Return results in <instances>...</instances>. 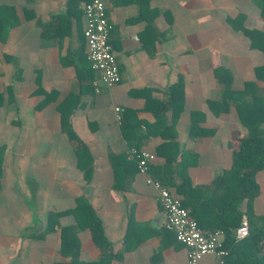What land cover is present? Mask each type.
I'll use <instances>...</instances> for the list:
<instances>
[{"label":"crops","instance_id":"1","mask_svg":"<svg viewBox=\"0 0 264 264\" xmlns=\"http://www.w3.org/2000/svg\"><path fill=\"white\" fill-rule=\"evenodd\" d=\"M87 1L0 0L19 18L0 39V148L5 149L0 264L69 260L60 253L59 229L44 238L35 234L47 227L49 212L85 203L96 210L113 252L121 255L114 264H189L187 249L165 227L157 189L139 171L130 150L140 142L142 149L156 154L153 165L166 163L158 147L169 138L151 126L163 114L159 103L168 101L170 87L182 82L183 110L178 116L172 109L164 114L168 123L177 117L168 133L186 155L192 185L212 186L231 168L233 152L248 130L234 104L224 101L225 85L215 69H230L236 89L256 80L255 68L264 64V53L251 47L232 20L243 14L246 27L264 30L261 8L256 0H108L110 43L121 80L96 92L99 72L92 67L90 78L84 70L91 63L84 35ZM39 88L57 95L43 108L37 107L45 97ZM62 101L66 110H73V127L92 155L90 179L63 130ZM116 106L123 108L120 119ZM125 115L135 126L138 120L146 122L138 140L125 138ZM112 155L123 157L113 162ZM257 182L260 191L253 208L264 216V169ZM170 189L181 199L175 187ZM246 207L240 205L242 211ZM60 223L73 226L76 220L65 214ZM79 237V259L99 260L102 252L90 230H81ZM261 248L235 239L221 246L225 253L208 254L201 264H258L264 241Z\"/></svg>","mask_w":264,"mask_h":264},{"label":"trees","instance_id":"2","mask_svg":"<svg viewBox=\"0 0 264 264\" xmlns=\"http://www.w3.org/2000/svg\"><path fill=\"white\" fill-rule=\"evenodd\" d=\"M256 2L261 8V15L264 18V0H256ZM244 18L243 14L235 17L232 20L234 26L241 29L250 39L252 48L259 49L264 53V30L246 27ZM18 22L19 18L13 7L0 5V39L8 31L9 26ZM84 70L86 73L89 71V76L92 78L91 63L90 67ZM215 74L225 85L224 101L227 105L234 104L241 122L248 130V134L239 139L238 148L233 152L231 168L217 176L212 186L195 187L192 185L187 173L186 155H182L174 135L168 133L174 128L177 117L173 119L172 123H168L164 114L172 109L178 116L183 110L184 85L179 82L170 87L168 101L159 103L163 114L151 126L162 137L169 138V140L158 147V153L166 158V163L163 166L151 164L150 171L153 178L160 180L166 187H175L178 194L181 195L183 206L189 210L201 228L208 229L207 231L223 230L226 243L236 239L233 230L240 226L245 214L250 225V235L245 239L252 242L258 251H261V243L264 241V216H259L254 212L253 202L260 191L257 173L264 169V64L255 68L256 80L245 82L241 89L234 87V75L230 69L218 66L215 69ZM78 76L80 80L86 77L82 70L78 72ZM37 92L45 94L44 99L37 105L38 108H43L54 101L57 96L54 91L45 93L40 88ZM211 105L219 106L220 104L211 102ZM58 110L61 114L63 130L68 134L75 148L79 166L85 170L86 178L90 179L93 158L88 146L73 127L71 120L73 110H66V102L63 103V101L58 105ZM126 116L122 119L124 136L129 141L138 140L142 137L138 134L140 125L146 122L138 120V124L135 126ZM146 126L148 127L147 124ZM192 128L193 130L197 129L194 125ZM140 144V142L134 143L137 152L143 150ZM4 153L5 149L0 148V190L2 188ZM122 157L112 155V161L116 162ZM179 157H181L180 160ZM133 160L137 161L135 157ZM116 169L118 176L120 172H118L117 166ZM217 191L220 192L217 193ZM242 203L247 206L245 211L240 209ZM65 214H73L76 220L73 226L61 225L60 217ZM58 229L61 233L60 253L69 260L59 261L56 264H114L121 257L120 254L113 252L112 244L105 235L103 222L90 203L79 204L69 210L49 212L47 227L35 235L44 238L48 233ZM85 229L90 230L95 243L101 249L102 256L99 260L82 261L79 259L81 251L79 232ZM225 242L222 243L223 246ZM260 257L258 264H264V256Z\"/></svg>","mask_w":264,"mask_h":264},{"label":"built area","instance_id":"3","mask_svg":"<svg viewBox=\"0 0 264 264\" xmlns=\"http://www.w3.org/2000/svg\"><path fill=\"white\" fill-rule=\"evenodd\" d=\"M108 0H88L84 6L85 28L84 35L88 42V58L99 77L94 81L95 91L100 92L103 87H112L120 82L121 75L115 51L110 43L112 24L109 19ZM119 119L123 108L116 106ZM131 156L136 158L140 172L147 173V182L158 191V199L165 216V227L175 233L176 238L185 246L189 264H201L202 259L211 253H225L221 249L225 232L221 229L207 231L202 229L189 210L185 208L179 196L160 180L150 174V165L157 158L154 152L143 149L137 152L130 150ZM237 240L250 235V225L244 217L240 226L233 230Z\"/></svg>","mask_w":264,"mask_h":264}]
</instances>
